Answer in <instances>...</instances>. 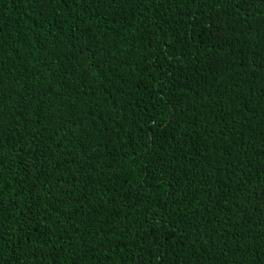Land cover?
Returning a JSON list of instances; mask_svg holds the SVG:
<instances>
[{
  "label": "trees",
  "instance_id": "trees-1",
  "mask_svg": "<svg viewBox=\"0 0 264 264\" xmlns=\"http://www.w3.org/2000/svg\"><path fill=\"white\" fill-rule=\"evenodd\" d=\"M0 264H264V0H0Z\"/></svg>",
  "mask_w": 264,
  "mask_h": 264
}]
</instances>
